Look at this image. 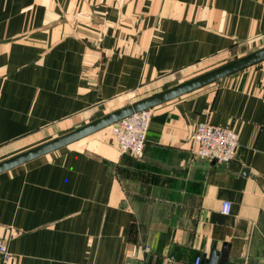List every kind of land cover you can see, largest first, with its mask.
Wrapping results in <instances>:
<instances>
[{
  "label": "crops",
  "instance_id": "crops-1",
  "mask_svg": "<svg viewBox=\"0 0 264 264\" xmlns=\"http://www.w3.org/2000/svg\"><path fill=\"white\" fill-rule=\"evenodd\" d=\"M263 37L264 0H0V163ZM153 109L138 157L106 133L0 173L7 264H264V61ZM206 122L228 163L192 153Z\"/></svg>",
  "mask_w": 264,
  "mask_h": 264
},
{
  "label": "built area",
  "instance_id": "built-area-1",
  "mask_svg": "<svg viewBox=\"0 0 264 264\" xmlns=\"http://www.w3.org/2000/svg\"><path fill=\"white\" fill-rule=\"evenodd\" d=\"M154 109L133 114L112 125L114 146L122 155L140 156L145 148ZM240 137L232 126H217L206 122L198 125L192 137V153L210 163L224 164L234 159L239 149ZM232 204L223 203L222 213L230 215ZM11 260L7 244L0 238V264ZM199 257L195 264H201Z\"/></svg>",
  "mask_w": 264,
  "mask_h": 264
},
{
  "label": "water",
  "instance_id": "water-1",
  "mask_svg": "<svg viewBox=\"0 0 264 264\" xmlns=\"http://www.w3.org/2000/svg\"><path fill=\"white\" fill-rule=\"evenodd\" d=\"M262 61H264V50L249 55L236 62L220 67L206 75H203L192 81L178 85L175 88L156 94L152 97L146 98L130 107L124 108L110 115H107L103 118H100L93 123H90L71 133L59 137L47 144H44L40 147H37L33 150L23 153L8 161L0 163V173L11 170L17 166L25 164L38 157H41L50 152L68 146L78 140L90 136L91 134L97 131H100L110 125H113L129 116H132L135 113L152 109L155 106L160 105L164 102L173 100L185 94L201 89L207 85H210L214 82L223 79L224 77L233 75ZM201 264H225V261H224V257H221V255L216 250V248H213L210 254L202 259Z\"/></svg>",
  "mask_w": 264,
  "mask_h": 264
},
{
  "label": "rangeland",
  "instance_id": "rangeland-1",
  "mask_svg": "<svg viewBox=\"0 0 264 264\" xmlns=\"http://www.w3.org/2000/svg\"><path fill=\"white\" fill-rule=\"evenodd\" d=\"M261 50H264V37L263 38H259L258 40L253 41L252 43L244 45L241 48V50L238 51V53H236L233 57H231L230 59H227V60H225V61H223L221 63H218L217 66H215V67H212V68L201 67L198 70L192 71L190 73L188 72L187 74H185L182 82L186 83V82L192 81V80H194V79H196L198 77H201L203 75H206V74H208V73H210V72H212V71H214V70H216V69H218L220 67H223V66L228 65L230 63L236 62V61H238L240 59H243V58H245V57H247L249 55H252L254 53H257V52H259ZM183 83H181V84H183ZM146 93L147 92L137 91L135 93H132L131 95H127L125 98H122L121 100L117 101L115 104L108 106L106 108V111L103 113V114L106 113L103 117H105L107 115H110V114H112L114 112H117L119 110H122L124 108L130 107V106H132V105H134V104L146 99V97H147ZM147 98H149V97H147ZM106 133L111 134L112 139L114 141V136H113V133H112V125L104 128V129H102L100 131H97V132H95V133H93L91 135H92V137H97L99 135L106 134ZM87 137H89V136H87Z\"/></svg>",
  "mask_w": 264,
  "mask_h": 264
}]
</instances>
